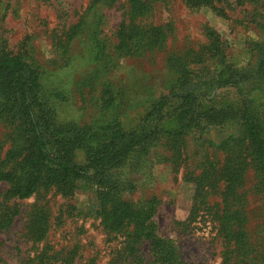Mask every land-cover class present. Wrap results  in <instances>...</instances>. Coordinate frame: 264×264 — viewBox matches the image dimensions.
Returning <instances> with one entry per match:
<instances>
[{"label": "rangeland", "instance_id": "rangeland-1", "mask_svg": "<svg viewBox=\"0 0 264 264\" xmlns=\"http://www.w3.org/2000/svg\"><path fill=\"white\" fill-rule=\"evenodd\" d=\"M260 1L219 0L220 14L190 8L181 0H148V11L140 14L133 0H107L103 6L94 0H0V54L22 55L38 68L39 94L56 128L95 132L88 145L100 146L122 133L139 132L155 103L176 92L177 84L188 83L182 79L186 74H199L209 58L208 33L218 35L224 55L214 76L227 71L224 65L245 68L250 44L259 36L255 23L264 18ZM98 7L99 18L93 15ZM98 48L102 51L96 54ZM206 90L216 102H236L233 89H212L209 84ZM2 103L0 99V167L6 172L18 163H1L11 156L12 147L25 146V139L14 136L16 124L2 115ZM237 126L232 119L203 135L191 132L174 145L165 138L149 142L146 156L130 165L134 169L127 164L117 169L129 181L121 189L123 200L137 204L156 199L145 235L171 243L178 258L172 264H225L220 205L196 210L192 177L199 175L206 157L221 164L222 154H214L208 141L219 144L235 135ZM85 155L76 149L72 159L84 165ZM246 165L239 190L244 196L239 231H244L242 238H247L257 263L264 264V188L258 189L254 164L248 159ZM11 172L18 175L19 169ZM8 188V182H0V202ZM220 192L213 189L210 207L219 202ZM91 197L82 182L67 196L47 189L26 200H7L5 206L16 207L18 214L0 230V264H37L35 257L43 252L59 253V260L72 258L71 264H112L120 256V264H162L148 241L137 246L134 259L122 254L127 235L104 230L87 212ZM41 207L49 215V226L45 240L33 243L26 225L30 212Z\"/></svg>", "mask_w": 264, "mask_h": 264}, {"label": "trees", "instance_id": "trees-1", "mask_svg": "<svg viewBox=\"0 0 264 264\" xmlns=\"http://www.w3.org/2000/svg\"><path fill=\"white\" fill-rule=\"evenodd\" d=\"M105 1L94 0V3L101 2L103 6ZM181 1L190 8H208L222 13L219 0ZM223 2L226 3V0ZM260 3L263 6L259 10L263 11L264 1ZM149 5L148 0H133V7L140 14L148 11ZM101 9L98 7L94 17L102 14ZM120 27L123 28L122 25ZM254 27L259 36L250 44L251 60L245 68L224 65L222 68L227 71L214 76L218 67L216 62L223 61L224 55L223 49L219 48L221 42L218 35L208 33L209 58L206 65L200 67L199 74H186L182 79L188 83L177 84L176 92L155 103L145 115L139 132L122 133L100 146L88 145L93 141L95 132L86 133L73 127L56 128L53 116L48 113L47 102H43L39 94L38 68L28 64L22 55L0 54L2 115L16 124L14 136L21 135L25 139V146L12 147L9 150L11 156L1 163V166L7 167L9 162L15 161L18 164L11 170L19 169V174L14 175L10 169L4 172L0 167V182L9 184L4 200L0 202V230H5L18 214L16 207L5 206L7 200H26L47 189L67 196L83 182L92 193L87 212L100 220L106 232L127 235L122 254L134 259L137 246L142 241H148L156 261L175 263L178 258L170 242L145 235L146 224L154 214L156 199L150 198L137 204L123 200L121 189L129 181H125V173L117 169L144 158L152 141L165 138L174 145L191 132L203 135L237 119L235 135L224 138L217 145L208 141L214 154L220 151L223 161L218 164L206 157L199 164L201 172L192 177L196 187L193 202L196 210L203 207L214 209L220 205L219 219L224 224L222 233L227 243L225 264L227 261L229 264H258L247 238H242L244 231H239L244 217V196L239 190L247 169L246 160L249 159L255 166L258 189L264 188V18ZM74 35L75 32L69 33L67 40L70 41ZM101 51L96 49V54ZM209 84L212 89H233L236 102L219 103L216 102L217 97L209 98L206 95ZM257 101L262 103L257 104ZM80 148L87 157L84 165L72 159L73 152ZM129 169L134 168L130 166ZM213 189L221 190L220 200L210 207L208 199ZM48 226L46 209H34L29 214L26 235L33 243H39L45 240ZM58 257L59 253L49 255L43 252L35 259L37 264H71L73 261L72 258L59 260ZM119 259L121 256L112 264H120Z\"/></svg>", "mask_w": 264, "mask_h": 264}]
</instances>
